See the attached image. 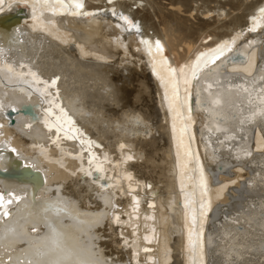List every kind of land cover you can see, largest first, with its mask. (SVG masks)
Listing matches in <instances>:
<instances>
[{
    "label": "bare ground",
    "instance_id": "obj_1",
    "mask_svg": "<svg viewBox=\"0 0 264 264\" xmlns=\"http://www.w3.org/2000/svg\"><path fill=\"white\" fill-rule=\"evenodd\" d=\"M261 9L264 0H0V59L59 77L63 106L110 160L102 188L101 173L80 171L76 141L52 143L43 98L0 84V167L43 174L0 176V193L21 198L0 223L21 241L9 234L3 264L49 246L36 238L52 228L106 264H264Z\"/></svg>",
    "mask_w": 264,
    "mask_h": 264
},
{
    "label": "snow or ice",
    "instance_id": "obj_2",
    "mask_svg": "<svg viewBox=\"0 0 264 264\" xmlns=\"http://www.w3.org/2000/svg\"><path fill=\"white\" fill-rule=\"evenodd\" d=\"M77 7H82V5H77ZM264 12V9H261ZM158 43V42H157ZM7 49L0 47V57H4ZM27 68L28 71H23ZM30 77V79H28ZM59 77L53 78L51 81L44 80L35 71H32L28 65L20 63L18 66L11 60L0 59V84H26L36 93H38L42 98L46 107L43 108V123L44 126L49 130H55V138L52 140L53 144L57 147H61V139L69 141H77L79 151L76 152L75 158L82 161V166L80 171L84 172L86 175H92L91 169L101 173V178L106 172L105 165L110 163L107 154L103 156L97 155L93 150L94 146H97L96 141L91 140L86 133L77 125L75 119L70 115L69 110L63 106L60 100L59 90L56 89L57 80ZM264 79V77H262ZM56 89L55 92L49 91V89ZM24 91H27L24 89ZM247 92V89H245ZM31 95V93H28ZM2 107V105H0ZM210 111H214L211 110ZM30 126V125H29ZM123 147V146H122ZM14 150V149H13ZM87 153V165L85 168L83 166L84 154ZM73 155V153H68ZM129 156L126 159H131ZM131 179V177H128ZM101 187L105 185L101 184ZM6 196L8 197L6 199ZM13 199L19 201L21 198L16 196L12 198L11 193H0V223H3L2 217L9 215L8 206L13 203ZM138 203V202H137ZM151 207V205H150ZM54 211H60V202L53 204ZM63 211H68L67 205L62 208ZM117 222L119 217H116ZM9 234H12L15 238L12 243L21 242L20 237L16 235L15 229L9 228L4 232L0 233V250L4 247V242L8 239ZM27 235V233H24ZM36 239L50 240L49 246H35V251H31L32 245H29L28 249L21 250L24 256L23 261L17 258L15 264H106V262L99 259L93 258L95 253L93 251L94 245H90L87 249L89 253V258H81L79 255L75 254L74 251L68 248L64 241V236L62 233L58 232L55 228L51 229V235L49 237H37ZM148 239V237H145ZM11 247V245H9ZM144 251H150L149 249H144ZM75 256V259L72 257ZM12 257L9 256V260ZM0 264L3 261L0 260Z\"/></svg>",
    "mask_w": 264,
    "mask_h": 264
},
{
    "label": "water",
    "instance_id": "obj_3",
    "mask_svg": "<svg viewBox=\"0 0 264 264\" xmlns=\"http://www.w3.org/2000/svg\"><path fill=\"white\" fill-rule=\"evenodd\" d=\"M237 57L240 58V59H244V55L241 52H237V53H235L234 55L231 56V58H237ZM192 101H194V94L192 96ZM43 108H42V110H43ZM22 111H23L24 114H26V113H28L30 111V108H24ZM14 113H15V110L13 108H9L8 111H7V114L9 116V118H10L11 123H14V121H15V114ZM91 139H93V138H91ZM77 144H78V142H77ZM97 145H98V147H102V145L99 144V143H97ZM10 151H12V150H10ZM22 168H23V172L22 173L14 174V173L10 172L9 170L3 169V168L0 167V176H2V177H11V176L13 177V176H15L16 178H21L22 175H26L28 172H32L33 174H37V175H40L41 177H43V174H42V172L40 170L33 169L31 166H28V165L24 164L22 166ZM95 172H97V171H95ZM102 180H104L103 184L105 186H107L108 182H105L104 178H102Z\"/></svg>",
    "mask_w": 264,
    "mask_h": 264
},
{
    "label": "rangeland",
    "instance_id": "obj_4",
    "mask_svg": "<svg viewBox=\"0 0 264 264\" xmlns=\"http://www.w3.org/2000/svg\"><path fill=\"white\" fill-rule=\"evenodd\" d=\"M211 5L213 6L214 3H211ZM137 7H138V4H134V5H133V9H134L135 11H137ZM129 20H130V22H133V24H134V18H133V17H132V19L129 18ZM192 20L196 21L195 19H192ZM152 31H153V29H150V32H152Z\"/></svg>",
    "mask_w": 264,
    "mask_h": 264
}]
</instances>
